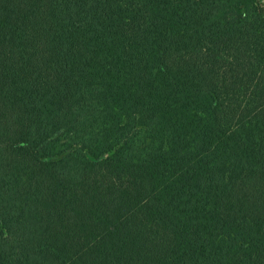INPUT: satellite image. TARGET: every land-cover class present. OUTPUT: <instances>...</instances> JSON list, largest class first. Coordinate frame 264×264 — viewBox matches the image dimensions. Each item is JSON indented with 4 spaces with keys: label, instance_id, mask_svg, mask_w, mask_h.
<instances>
[{
    "label": "trees",
    "instance_id": "16d2710c",
    "mask_svg": "<svg viewBox=\"0 0 264 264\" xmlns=\"http://www.w3.org/2000/svg\"><path fill=\"white\" fill-rule=\"evenodd\" d=\"M0 264H264V0H0Z\"/></svg>",
    "mask_w": 264,
    "mask_h": 264
}]
</instances>
